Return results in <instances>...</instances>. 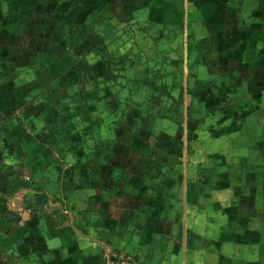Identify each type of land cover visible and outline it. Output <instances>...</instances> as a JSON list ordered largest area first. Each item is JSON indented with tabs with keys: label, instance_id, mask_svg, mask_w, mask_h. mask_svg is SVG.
<instances>
[{
	"label": "crops",
	"instance_id": "crops-1",
	"mask_svg": "<svg viewBox=\"0 0 264 264\" xmlns=\"http://www.w3.org/2000/svg\"><path fill=\"white\" fill-rule=\"evenodd\" d=\"M103 6L63 19L113 10L124 31L152 38H131L140 50L117 70L100 59L118 83L76 86L85 125L42 126L34 137L46 144L23 152L22 180L0 149V264H264V0ZM14 24L0 22L10 40ZM9 76L0 125L24 103Z\"/></svg>",
	"mask_w": 264,
	"mask_h": 264
},
{
	"label": "rangeland",
	"instance_id": "rangeland-1",
	"mask_svg": "<svg viewBox=\"0 0 264 264\" xmlns=\"http://www.w3.org/2000/svg\"><path fill=\"white\" fill-rule=\"evenodd\" d=\"M90 1L0 0V22L15 23L14 39L10 40V34H6V30L2 29L0 32V83L6 82L13 70L16 85L18 84L15 99L28 104L24 107L22 103L20 108L15 110L16 121L13 124L8 120L3 122V126L0 125V133H6L10 126L15 132L10 141H7L6 136L0 139V149H9L14 154V166L18 171L15 179L22 180L28 175L20 167L24 159L28 160L26 155L22 156L23 152L29 149L32 154V150L36 151L46 144L34 137L42 130V126L55 127V121L60 120L65 127H69L73 120L77 131V126L80 128L85 125L83 119L88 114L86 109L72 105L73 102L86 99L85 93L75 90L76 86L89 88L91 85L107 82L118 83L117 77H111L117 74L116 72L110 71L109 76L102 75L100 59L105 58L108 62L107 71L110 68L117 70L121 55L134 56L131 50H140L139 44L134 45L137 38H152L148 29L139 31L130 28L124 31L118 26L115 12H104L103 8L95 11L93 17L91 15L90 18L77 19L72 24L65 23L63 16H66L69 9H76L78 6L102 7L106 2L94 0L92 5ZM75 3L77 5H72ZM26 15L29 19L24 18ZM22 22L24 25L20 24ZM8 31L10 33V30ZM133 37L136 39L131 40ZM127 38L132 41V46L126 52L123 45L126 44ZM103 54L107 56L103 57ZM109 55L112 60H109ZM81 95L83 96L80 99ZM114 96L115 94H111L110 101L114 100ZM101 110H95V116L101 117ZM110 112L112 113V110ZM24 128L31 137L29 141L28 135L23 133ZM2 159L7 157L0 156V160ZM44 159L50 163L54 158L48 155Z\"/></svg>",
	"mask_w": 264,
	"mask_h": 264
},
{
	"label": "built area",
	"instance_id": "built-area-1",
	"mask_svg": "<svg viewBox=\"0 0 264 264\" xmlns=\"http://www.w3.org/2000/svg\"><path fill=\"white\" fill-rule=\"evenodd\" d=\"M112 264H137V262L129 257H121L118 262H114Z\"/></svg>",
	"mask_w": 264,
	"mask_h": 264
}]
</instances>
